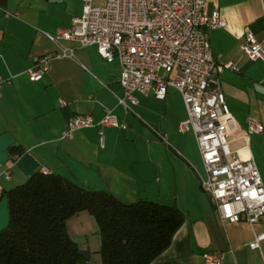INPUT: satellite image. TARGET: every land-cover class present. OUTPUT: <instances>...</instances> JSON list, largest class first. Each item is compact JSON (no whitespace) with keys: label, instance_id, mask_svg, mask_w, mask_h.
Returning a JSON list of instances; mask_svg holds the SVG:
<instances>
[{"label":"crops","instance_id":"obj_1","mask_svg":"<svg viewBox=\"0 0 264 264\" xmlns=\"http://www.w3.org/2000/svg\"><path fill=\"white\" fill-rule=\"evenodd\" d=\"M207 8L226 20L224 28L205 29L213 57L235 67L216 77L234 122L228 146L236 156L254 159L245 135L252 117L263 125L264 136V63L250 61L239 44L247 30L264 51V0H207ZM80 12L81 0H0V77L9 80L0 89V133L10 132L38 161L37 170L106 189L124 203L144 199L177 206L184 220L150 264H200L207 252L221 254V264H264V240L254 249L247 245L264 230V217L253 229L244 220L222 222L201 189L194 162L202 161L192 132L177 130L186 110L174 88L168 87L162 100L136 95L137 104L125 110L117 101L122 96L118 61L106 62L94 46L73 41L63 42L72 57L53 58L39 81L28 79L32 57L56 51L45 33L66 28ZM106 111L116 117L117 127L95 125L60 139L70 116L90 115L97 123ZM10 174L18 183L26 178L22 172ZM6 186L0 188H11ZM84 212L66 221L67 231L90 261L100 264L99 248L91 250L87 236L91 215ZM75 218L83 221V240L68 228Z\"/></svg>","mask_w":264,"mask_h":264},{"label":"built area","instance_id":"obj_2","mask_svg":"<svg viewBox=\"0 0 264 264\" xmlns=\"http://www.w3.org/2000/svg\"><path fill=\"white\" fill-rule=\"evenodd\" d=\"M224 27L225 18L218 11H208L207 0H81L80 14L66 28L45 33L55 45V53L32 57L25 74L29 80L39 81L51 59L72 57V49L63 42L73 41L81 47L94 46L106 62L118 61L122 96L117 101L125 110L137 104L136 95L162 100L167 88H174L186 110L177 130L192 132L204 166L201 189L222 222L244 220L253 229L264 217V184L254 159H240L229 149L227 135L234 122L216 77L235 67L214 59L205 34V29ZM239 49L250 61L264 63L261 43L250 31L243 33ZM8 81L0 77V89ZM95 125L119 124L109 111L97 123L90 115L74 114L67 119L60 139ZM262 131L263 125L249 117L245 140ZM98 133L103 136L101 130ZM15 161H8L0 176L8 180ZM261 240L264 230L254 233L247 245L257 248ZM222 260L221 254L207 252L200 264H221Z\"/></svg>","mask_w":264,"mask_h":264},{"label":"trees","instance_id":"obj_3","mask_svg":"<svg viewBox=\"0 0 264 264\" xmlns=\"http://www.w3.org/2000/svg\"><path fill=\"white\" fill-rule=\"evenodd\" d=\"M22 156L21 145L10 148ZM9 224L0 232V264H94L80 254L66 221L85 211L98 228L100 264H150L171 243L184 215L174 204L124 203L108 190L87 188L40 170L23 183L1 189Z\"/></svg>","mask_w":264,"mask_h":264},{"label":"rangeland","instance_id":"obj_4","mask_svg":"<svg viewBox=\"0 0 264 264\" xmlns=\"http://www.w3.org/2000/svg\"><path fill=\"white\" fill-rule=\"evenodd\" d=\"M228 139V137H227ZM250 139H251V151L253 153V157H254V161L257 165V168L259 170L260 176L261 178L264 177V136L259 134H253L252 136L250 135ZM240 159H244L243 156L239 157ZM7 165H4L0 168V171L3 170L4 168H6ZM194 167L195 170L199 173V175H201L202 177L205 176V172H204V166L202 164V162H199V160H197L196 162H194ZM19 173L21 172L15 165H13L10 169V173ZM10 179H12L11 183H5L4 180V176L1 175L0 176V186H6V187H14L20 183H18V181H16V177H13V174H10ZM27 178L24 179V181ZM23 181V182H24ZM263 184H264V179L262 178ZM22 182V183H23ZM85 215H90L87 212H84ZM90 217V223H91V228L88 229L90 230L89 233L87 234L89 241H90V248H92L91 250H94V247L97 246V248H99L100 246V238H99V234H98V228L97 225L93 219L92 216ZM72 222H68V228L71 232L72 236H79L78 238H81L80 240L84 239V235L80 234L81 233V229L80 226L82 225L83 221L80 222L78 220H76V218L74 220H70ZM86 224V223H85ZM99 255V254H98ZM92 256L93 258H97L99 256H94L93 252H92Z\"/></svg>","mask_w":264,"mask_h":264},{"label":"water","instance_id":"obj_5","mask_svg":"<svg viewBox=\"0 0 264 264\" xmlns=\"http://www.w3.org/2000/svg\"><path fill=\"white\" fill-rule=\"evenodd\" d=\"M15 138L10 132L0 133V168L4 166L8 161L16 159L15 166L26 176L31 177L38 169V161L28 152H25L22 156L12 158L9 150L12 147L17 146ZM9 224V212L7 197L4 195L0 197V232L4 230ZM80 254L88 258V252L80 250Z\"/></svg>","mask_w":264,"mask_h":264}]
</instances>
